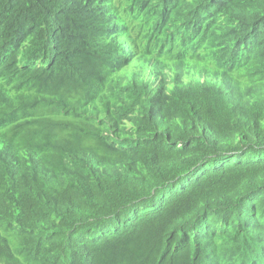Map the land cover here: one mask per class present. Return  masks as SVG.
Returning <instances> with one entry per match:
<instances>
[{
  "label": "trees",
  "instance_id": "16d2710c",
  "mask_svg": "<svg viewBox=\"0 0 264 264\" xmlns=\"http://www.w3.org/2000/svg\"><path fill=\"white\" fill-rule=\"evenodd\" d=\"M86 1L108 23L112 4L146 6L166 47L135 72L115 33L93 41L97 9L0 0V264H226L264 234V0H215L253 55L208 38L213 0ZM193 212L221 224L182 252Z\"/></svg>",
  "mask_w": 264,
  "mask_h": 264
},
{
  "label": "clouds",
  "instance_id": "9594fccd",
  "mask_svg": "<svg viewBox=\"0 0 264 264\" xmlns=\"http://www.w3.org/2000/svg\"><path fill=\"white\" fill-rule=\"evenodd\" d=\"M164 0H152L150 1L151 7H159L162 8V2ZM69 6L71 9H73V15L75 17H79V20H81L80 15H82V11L77 9V5H82L87 12H90L94 9H97L100 14V25L96 29V33L94 34L93 41L97 43H104L107 40L101 38L102 31L104 29H107L109 32L115 33L116 38L119 39V42L117 44L116 51L119 54V56L124 57L127 60L131 61H136L135 66H133V69L135 72H138L140 70V67L138 66L139 63H146L148 54L151 52H157L161 48H165L166 44L164 41V36H159L157 34V21H156V14L152 15L154 12H150L149 10L146 11V6L143 5H128L125 6L121 2H117L114 5V10L111 12V18L109 20V23L105 19L106 11H102L101 8L103 6V2L98 1L94 2L92 5V1H86V0H80L78 3H74V0H67ZM107 4V3H106ZM110 5V4H108ZM74 6L77 7L74 9ZM202 12L205 13L208 10L213 9V11H209L210 13L213 12L215 16V22L212 28L207 30L208 32V38L212 39L216 44L220 43V40H218V36L220 34H225L227 35L231 43L234 47L235 50L240 52L241 48V53L248 51L243 50L244 46H248L246 43L236 39L229 30V21L226 18L224 14L223 7L220 3H215L209 6H201ZM154 16V17H153ZM154 20L155 22V33L152 41L148 44V46H143L140 49L136 48V44L140 38L141 32L145 26V24L150 21ZM108 23V24H107ZM81 30V29H80ZM92 34V35H93ZM124 45H126V52L124 50ZM244 45V46H243ZM250 49V48H249ZM129 51V52H128ZM128 52V54H127ZM127 54V55H126ZM254 52L252 51L251 54L253 55ZM136 69V70H135ZM101 75H108L110 78L114 79L116 76L112 73L108 72H101ZM129 123L128 121L123 122V124ZM210 218L208 219V217ZM211 216H215V221L218 220V215L212 214V213H202V214H197L196 212H193L189 218L185 221L187 224V231L185 234L181 237H179V244L175 245L174 247L182 252H187L190 253L193 251L194 247L196 246V243L191 240V235H195L196 233H199L202 231L205 227H209V223L212 220ZM208 219V220H207ZM211 219V220H210ZM113 228H116L118 231H124L128 228L131 227V221L128 220L126 217H121V216H116L113 220ZM174 232V231H170ZM256 239V240H255ZM255 241H257L252 247L251 245L249 246L248 244H251L253 240H248L245 239L241 245L242 249L241 252H239L236 255H232L227 261L226 264H242L244 258H246L247 254L252 252L255 249L254 253H258L259 251L257 248L259 247L260 249L264 250V247L262 246V242H259L260 240L263 241L264 243V234L260 236L255 237ZM260 239V240H259ZM165 240H171L174 242L175 240L171 239V234L168 235V237ZM264 252V251H263ZM253 253V254H254ZM256 258H252L250 260L249 264H254ZM264 262V260H263ZM264 264V263H263Z\"/></svg>",
  "mask_w": 264,
  "mask_h": 264
},
{
  "label": "bare ground",
  "instance_id": "6f19581e",
  "mask_svg": "<svg viewBox=\"0 0 264 264\" xmlns=\"http://www.w3.org/2000/svg\"><path fill=\"white\" fill-rule=\"evenodd\" d=\"M172 1H173V0H169V3H168V5L166 6V9H168V8L170 7V4H171ZM218 2H221V1H218ZM213 3L215 4L216 1L213 0ZM103 8H104L105 10L108 11V6H107L106 3L103 4ZM209 11H210V10L206 11V12L203 14V16L201 17V19L204 18V17H206V16H207V17L212 16L213 12L210 13ZM208 13H209V14H208ZM106 18H108V17L106 16ZM196 26H198V23H197V25H195V27H196ZM258 31H260V32L257 33ZM258 31L256 32L257 34L255 33V34L251 37V40H254L255 37H258L259 34H262V33H261L262 30H258ZM190 45H193V44L191 43ZM125 46H126V45H124V50H123V51L126 52V50H125L126 47H125ZM243 46H244V45H243ZM247 49H248V51H249L250 53H252V49H251V48L249 49V46H244V47H243V50H247ZM196 50H197V51H200V48H199V49L196 48ZM196 50H195V51H196ZM128 52H129V51H128ZM128 52H127V54H128ZM240 53H241V48H240ZM127 54H126V55H127ZM241 54H242V53H241ZM231 58H234V55L231 56ZM122 70H123V71H127L126 69H122ZM142 70H143V69H142ZM142 70H141V71H142ZM237 75H238V74H237ZM237 75H236V76H237ZM119 80L122 81V79H119ZM122 82H123V81H122ZM122 85H123V84H122ZM122 91H123V90H122ZM248 215H249V214H248ZM218 218H219V217H218ZM211 219H212V220H211ZM211 219H210L211 221H210V223H209L208 230H205L204 233H207V234H208L209 231L212 230V229L215 228V227H216V230H217L218 227H219V225L221 224L220 219H219V220H216V221L214 220V219H215V216H214V218H213V216H211ZM247 219H248V217H247ZM250 220H251V219H250ZM252 221H254V223H252ZM252 221H251V222L248 221L249 226H253V225L255 224V222H256V218L253 217V220H252ZM212 233H213V232H212ZM212 233H211L210 235H213ZM201 234H202V233H201ZM201 234H200V233H196V234H195V238H198L199 236H201ZM192 236H193V235H192ZM199 238H200V237H199ZM259 247H260V246H259ZM259 247L257 248V250H258L259 252H258V255H256V256H260V257L262 256V257H263V256H264V253H263L264 250L260 249ZM255 249H256V248H254V250L251 252L252 254L254 253ZM254 257H255V255H253V259H254Z\"/></svg>",
  "mask_w": 264,
  "mask_h": 264
}]
</instances>
